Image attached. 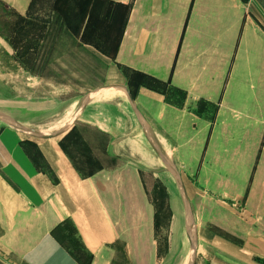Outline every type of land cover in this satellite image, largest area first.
<instances>
[{"label": "rangeland", "instance_id": "obj_1", "mask_svg": "<svg viewBox=\"0 0 264 264\" xmlns=\"http://www.w3.org/2000/svg\"><path fill=\"white\" fill-rule=\"evenodd\" d=\"M105 11V3L96 0H30L19 13L0 0V111L50 132L74 116L90 91L127 87L180 174L194 216L195 264H264V16L257 18L256 36H236L231 47L227 38L222 87L200 97L176 87L169 75H145L118 62L119 45L111 42L115 31L106 29ZM157 104L166 108V123L177 116L183 125L149 122L161 110ZM3 132L10 133L9 144L17 137L43 169L62 156L78 171L59 173L69 181L119 170L101 175L130 183L122 190L129 197L125 212L139 217L130 220L131 227L143 223V234L149 235L148 264H187L180 196L167 173L142 170L162 165L126 99L94 102L61 139L27 138L0 123Z\"/></svg>", "mask_w": 264, "mask_h": 264}, {"label": "crops", "instance_id": "obj_2", "mask_svg": "<svg viewBox=\"0 0 264 264\" xmlns=\"http://www.w3.org/2000/svg\"><path fill=\"white\" fill-rule=\"evenodd\" d=\"M2 1L19 13H24L30 2ZM96 1L105 3V26L115 31L112 36L116 40L111 42L119 45L118 62L145 75H169L176 87L200 97H208L209 92H219L222 87L227 38L231 47L236 36L241 40L256 36L257 18L264 16L261 0ZM249 50L252 52V48ZM256 62L254 59L257 69ZM140 93L154 103L159 102L146 91ZM115 94L93 102L125 99ZM136 104L141 114L148 116L140 101ZM157 106L161 110L149 122L164 125L166 108ZM173 119L168 123L183 125L184 121L177 116ZM9 134L0 133V264L152 261V255H145V246L151 242L140 227L143 223L131 227L130 220L137 221L139 217L125 212L129 197L122 190L129 189L130 183L115 182L112 175L111 179L109 175L103 179L101 175L119 170H101L99 176L69 181L59 173L74 174L75 166L67 165L57 155L59 163L52 161L43 169L20 147L17 137L7 143ZM57 152L60 153L59 148ZM50 173H55L56 178ZM116 207L119 212H115Z\"/></svg>", "mask_w": 264, "mask_h": 264}, {"label": "water", "instance_id": "obj_3", "mask_svg": "<svg viewBox=\"0 0 264 264\" xmlns=\"http://www.w3.org/2000/svg\"><path fill=\"white\" fill-rule=\"evenodd\" d=\"M116 91L119 92L124 96V98L127 100V104L129 105V108L133 114V117L143 135V138L145 139L146 143L148 144L151 151L154 153V155L159 159L161 163V169L160 170H149L147 168H142L144 172L149 173H167L173 180L174 185L177 189V193L180 196V200L182 203V209H183V227H184V233L185 237L188 243V260L187 264H195L196 261V253H197V244H196V233H195V224H194V216L192 212V208L189 202V199L187 197L183 182L181 180L180 174L174 164V162L166 157L165 150L159 145V143L155 140L153 133L145 121L144 117L142 116L141 112L139 111L135 101L133 100L132 96L129 93V90L127 87L119 84H111V85H104L101 87H98L89 93H87L80 101L77 110L74 113V116L71 119L70 124L65 129L58 131V132H43L34 130L32 128H29L10 116L2 113L0 111V123H2L4 126L9 127L16 132L20 133L21 135L37 139V140H54V139H61L69 135L71 131L76 127V124H78L79 119L82 117V115L85 113V111L89 108L91 104H93L94 100L101 94L107 92V91ZM70 131V132H69ZM48 133V134H47Z\"/></svg>", "mask_w": 264, "mask_h": 264}, {"label": "bare ground", "instance_id": "obj_4", "mask_svg": "<svg viewBox=\"0 0 264 264\" xmlns=\"http://www.w3.org/2000/svg\"><path fill=\"white\" fill-rule=\"evenodd\" d=\"M111 92H114V93H111ZM115 93H117V94H119V95H121L122 97H124L122 94H120L119 92H116V91H113V90H110V92H105V93H103V94H101V95H99L94 101H96V100H98V99H102V98H112V97H115V96H117ZM127 101V100H126ZM72 119V118H71ZM71 119L67 122V120L65 121V122H62V123H60L58 126H56V127H54V128H51V129H49V130H52V131H55V130H57V129H59V128H61L62 126H64L61 130H63V129H65L66 127H68V125L70 124V122H71ZM67 122V123H66ZM66 123V124H65ZM61 130H59V131H61ZM52 131H50V132H52ZM46 133V132H45ZM49 133V132H48ZM165 155H166V157H168L169 158V156L167 155V153L165 152ZM170 159V158H169ZM159 160V159H158Z\"/></svg>", "mask_w": 264, "mask_h": 264}, {"label": "built area", "instance_id": "obj_5", "mask_svg": "<svg viewBox=\"0 0 264 264\" xmlns=\"http://www.w3.org/2000/svg\"><path fill=\"white\" fill-rule=\"evenodd\" d=\"M262 2H264V0H261Z\"/></svg>", "mask_w": 264, "mask_h": 264}]
</instances>
